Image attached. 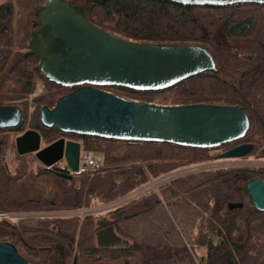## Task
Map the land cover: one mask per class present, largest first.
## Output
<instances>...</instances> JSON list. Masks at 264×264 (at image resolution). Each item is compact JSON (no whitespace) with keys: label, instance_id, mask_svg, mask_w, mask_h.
I'll list each match as a JSON object with an SVG mask.
<instances>
[{"label":"trees","instance_id":"1","mask_svg":"<svg viewBox=\"0 0 264 264\" xmlns=\"http://www.w3.org/2000/svg\"><path fill=\"white\" fill-rule=\"evenodd\" d=\"M46 1L0 0V102L23 99L27 102L36 81L43 80L50 91L45 98L36 100L39 108L30 130L37 131L45 145L62 137L80 140L84 150L99 152L102 163L114 167L73 175L55 166H38L29 175L31 179L47 178L56 191L50 202L36 194L38 206H33L29 201L21 202L11 196L10 187L21 176L12 175L2 158L5 145L10 143V134L22 131L24 126L0 130L7 133L0 135V214L44 210L34 212L38 213L37 217L28 220L0 219V242L12 243L30 264H66L69 258H76L79 264L89 256L122 264H196V261L200 264H264V213L254 208L246 191L249 180L264 181L263 167L219 169L213 176H209V172L189 173L159 185L158 192L148 191L103 212L106 214L103 219L110 221L115 232L123 236V224L127 220L180 196V203L184 201L183 204L192 207L191 212H187L194 218V231L189 241L178 235V241L171 242L173 245L166 244L155 234L140 239L128 233L124 238L132 241L130 245L102 249L96 245L93 214L82 218L49 215L81 212L113 203L182 166L210 161L213 159L210 152L241 145L243 139L218 148L200 149L77 136L44 127L39 121L40 108L52 107L58 98L72 91L47 81L37 68L39 56L28 52L34 30L28 17ZM65 1L84 6L88 0ZM87 18L101 30L137 43L196 45L207 49L215 60L216 70L190 77L168 89L155 92L123 87L101 89L143 103H149L151 96L166 94L170 98L160 100L171 101L174 106H238L248 115L247 136L254 138L250 142H256L252 154L264 160V5L200 7L167 0H104L101 4L89 5ZM125 164L132 165L125 167ZM24 167L27 166L20 165L21 170ZM30 190L38 191L33 187ZM229 203H241L242 208L230 211ZM39 242H53L54 246H41ZM43 251L48 254L43 255Z\"/></svg>","mask_w":264,"mask_h":264},{"label":"water","instance_id":"2","mask_svg":"<svg viewBox=\"0 0 264 264\" xmlns=\"http://www.w3.org/2000/svg\"><path fill=\"white\" fill-rule=\"evenodd\" d=\"M88 0L74 6L65 0H47L36 11L39 27L32 31L28 52L39 56L38 71L49 82L72 91L57 99L52 108L42 106L39 121L61 133L133 143H158L213 149L245 138L249 129L246 112L238 106H158L119 97L103 87L133 91H162L198 74L215 71L211 53L196 45H160L122 39L91 24ZM181 5L227 7L235 4L264 5V0H167ZM223 43H226L222 36ZM22 112L0 103V130L18 128ZM35 130L15 138L19 156L35 154L45 168L64 160L67 171L79 169L80 143L64 137L44 148ZM252 144L235 146L218 159H243ZM246 191L254 208L264 213V181L253 178ZM242 208L229 203L230 211ZM96 245L117 249L128 245L110 221L96 222ZM0 264H30L12 243L0 242ZM72 264H76V258Z\"/></svg>","mask_w":264,"mask_h":264},{"label":"rangeland","instance_id":"3","mask_svg":"<svg viewBox=\"0 0 264 264\" xmlns=\"http://www.w3.org/2000/svg\"><path fill=\"white\" fill-rule=\"evenodd\" d=\"M28 18H30V20L32 21L34 30H36L39 27V23L35 17V14L30 15ZM18 39L19 38H17L16 41ZM129 41H132V40H129ZM37 83L40 85H44V87L42 88V91L38 95L32 96L35 92V89H34L33 93L27 97V102L25 101V99L22 100L26 102V104H22L23 102L18 101V100L3 102V103L0 102L3 106L18 107L22 112V123L20 126L22 127L24 126L22 131H15L10 134V137H11L10 143L8 145H5L4 152L2 153L3 163H4V166L7 168V170L12 175H17L19 177L21 176L20 178L14 180V183L10 187V194L12 197L19 199L21 202L29 201L28 203L33 206H38L37 200H36L37 195H40L43 199H45V201L50 202L55 198L54 193L56 191L54 184H52L49 179L41 177L37 180L38 181L37 182V181H33L31 177L29 176L32 171H35L38 168V166L42 167V165L36 159L35 154L19 156L16 154V149H15V138L21 135L22 133H24V131L30 129L33 116L39 108L36 100L45 98L48 95V92L50 91V87L43 80L42 81L37 80L35 83V88H36ZM106 92L114 94L112 91H106ZM163 97L170 98V96L166 94H164ZM163 97L154 95V96L149 97V99L148 98L147 99L149 100V103L155 104L158 106H174L172 105L171 101L162 102L160 99ZM124 99H127V98H124ZM128 100L143 103V101L136 100V99H128ZM54 105L55 103L53 104V106ZM52 107H48V108H52ZM3 134H7V133L0 132V135H3ZM64 138L67 140H72L71 138H67V137H64ZM250 140H254V138H252V136H247L246 134L245 138H243L242 140L243 141L242 143L244 142H247L249 144L256 143V142H250ZM78 141L82 143L80 140ZM47 145L41 142L40 148H44ZM253 145L255 146V144ZM223 149L224 148L210 152L213 158L210 161H199L191 165L182 166L181 168L177 169L176 172L181 171L180 173H182V171H185L183 172L185 175L189 173L209 172L208 173L209 176H213L214 174L212 173L215 170H219V169L228 170V169H235L239 167H263L264 168V160L263 159L259 160V158H257L256 153L254 154L251 153L248 157L243 158V159H218V156L220 154L228 150V149L226 150H223ZM91 152L94 155V157L97 159V161L102 163V160L100 158V156L102 157V155L99 152H94V151H91ZM97 154H100V156ZM19 157H22V158H19ZM21 164L26 165L27 167H24L23 170H21L20 168ZM103 165H104V168L114 167V166H109L106 164H103ZM130 165L132 164H125L124 166L129 167ZM249 165H256V166H249ZM18 170L22 172H17ZM82 173L88 174L89 172H82ZM75 175H79V174H75ZM178 177H181V175ZM160 179L152 180V181H158ZM158 184L159 185L162 184V179L158 182ZM147 185L143 187H146ZM32 187L34 189H37L38 191L35 192L34 190L33 191L30 190ZM156 189H157V186L152 187V188L147 187V190L149 192L150 191L158 192V190L156 191ZM206 189L207 188H199L198 190H206ZM27 190H28V193H27ZM180 199L181 197L178 196L177 198L170 200V203L166 201L162 202L161 205L157 206L153 211L127 220V222L123 224V229H122L123 236L119 234L118 235L122 237V239L127 240L129 245L132 243V241L130 239L124 238V236H127L128 233L136 238L140 237V239L151 237L153 236V234H155L158 238L163 239L162 241H164L168 245H173L171 244L172 241L177 242L179 239L178 235L182 237L183 239L189 241V235L194 231V225H193L194 218L191 215V213H189L191 212L190 210H192V207L189 208L187 205L183 204L184 201L180 203L181 202ZM110 204L111 203L98 205L92 209L98 210L102 208L103 206L105 208L106 206H109ZM53 207H55V205ZM110 209H113V208H110ZM43 211L44 210H39V211H34V212H43ZM34 212H22L24 215L23 218H25V220H28V219L37 217L38 213H34ZM92 214L94 215V217H96V222L106 217V214H104L103 212H96ZM49 215L55 216V215H60V213H51ZM39 243L41 246H47V245L54 246L53 242H49V243L39 242ZM122 247L124 246L122 245ZM42 254L47 255L48 253L46 251H43ZM72 261H73V258H69L66 261V264H72ZM79 264H122V262L121 261L114 262V261L104 259L102 257L89 256L84 259H81V262Z\"/></svg>","mask_w":264,"mask_h":264},{"label":"built area","instance_id":"4","mask_svg":"<svg viewBox=\"0 0 264 264\" xmlns=\"http://www.w3.org/2000/svg\"><path fill=\"white\" fill-rule=\"evenodd\" d=\"M44 87V85H40V84H36V88H35V92L32 96H36L38 95L41 91L42 88ZM31 96V97H32ZM30 97V98H31ZM80 143V142H79ZM81 145V143H80ZM249 166H256V165H249ZM55 167L57 169L60 170H67V165L65 163L64 160L59 161ZM104 168V165L102 163H100L99 161H97V159L94 157V155L92 154V152L90 151H86L82 148V145L80 146V155H79V169L78 172L76 174H80L82 172H89V173H96V172H100L102 169ZM181 171H177L174 172L172 174L166 175L164 177H162V184L165 183L166 181L172 180L177 176H183L185 175L182 171V173H180ZM160 179V180H161ZM150 181L149 184L146 187H143L141 189H138L136 191H134L133 193H131L130 195H128L125 198H122L118 201H115L113 203H111L109 206H106L104 208V206L98 210L95 209H89V210H85V211H81V212H66V213H60L59 216H73V215H78L83 217L84 215H88V214H92V213H96V212H105L110 208H116L117 206H120L124 203H127L143 194H145L148 190L147 187L152 188L159 186L158 182L160 181ZM157 191V189H156ZM24 215L23 214H0V219H4V220H10V219H19V218H23ZM210 239H213V237L209 236ZM214 243H218L217 239H213ZM196 264H200L198 261H196Z\"/></svg>","mask_w":264,"mask_h":264},{"label":"flooded vegetation","instance_id":"5","mask_svg":"<svg viewBox=\"0 0 264 264\" xmlns=\"http://www.w3.org/2000/svg\"><path fill=\"white\" fill-rule=\"evenodd\" d=\"M242 144H249V143H247V142H244V143H242ZM253 145V144H252ZM254 146V145H253ZM233 148V147H232ZM231 149V148H230ZM17 154V153H16ZM174 173V172H173ZM172 174V173H171ZM184 176V175H183ZM178 177V176H177ZM177 177H175V178H177Z\"/></svg>","mask_w":264,"mask_h":264},{"label":"crops","instance_id":"6","mask_svg":"<svg viewBox=\"0 0 264 264\" xmlns=\"http://www.w3.org/2000/svg\"><path fill=\"white\" fill-rule=\"evenodd\" d=\"M82 145V144H81ZM96 155V154H95ZM97 155H99L100 156V154H97ZM100 158H102L101 156H100Z\"/></svg>","mask_w":264,"mask_h":264}]
</instances>
